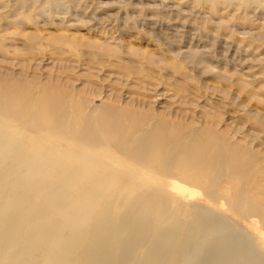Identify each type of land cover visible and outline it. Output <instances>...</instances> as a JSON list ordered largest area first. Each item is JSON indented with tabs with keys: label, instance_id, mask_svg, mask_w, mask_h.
<instances>
[{
	"label": "rangeland",
	"instance_id": "374dc122",
	"mask_svg": "<svg viewBox=\"0 0 264 264\" xmlns=\"http://www.w3.org/2000/svg\"><path fill=\"white\" fill-rule=\"evenodd\" d=\"M0 84L66 89L83 97L89 110L100 105L92 96L98 93L155 105L170 122L235 136L264 154V0H0ZM38 137L24 136L30 145ZM38 143L52 145L58 156L65 149L83 151L45 138ZM91 153L114 157L117 163H106L121 171L130 165L133 178L92 199L90 210L74 220L81 240L64 263L81 264L100 228L111 264H139L147 248L122 259L126 231L119 229L131 200L149 187L138 188L144 181L137 166L118 154ZM17 157L0 155V264H40L76 193H52L50 177L16 180L10 191L14 172H24ZM164 182L172 203L164 206L165 196L156 197L151 230L177 229L178 237L161 244L169 256L192 222L209 213L232 219L224 207L203 204L200 193L180 191L173 178ZM257 185L264 194V179ZM191 208L202 211L191 215ZM238 230L264 256L258 222L239 224Z\"/></svg>",
	"mask_w": 264,
	"mask_h": 264
},
{
	"label": "bare ground",
	"instance_id": "6f19581e",
	"mask_svg": "<svg viewBox=\"0 0 264 264\" xmlns=\"http://www.w3.org/2000/svg\"><path fill=\"white\" fill-rule=\"evenodd\" d=\"M100 95H92L101 103L89 110L83 97L66 89L47 92L28 84H0V155L11 159L18 154L24 169L23 174L14 172L16 179L10 191L17 186L16 180L50 177L56 184L52 193H76L68 218L60 222L55 241L40 264H65L81 240L74 220L90 210L92 199L102 198L115 187L118 191L133 178L130 165L121 171L112 165L117 163L114 157L100 158L91 153L97 151L114 152L137 166L138 179L144 181L138 188L149 187L128 205V218L119 229L126 231L122 259L146 247L139 264H264L255 244L242 240L238 230L239 224L256 220L264 231V194L257 185L264 179V154L235 136L224 138L209 128L203 127L202 133L170 122L155 105H134L112 95ZM27 133L39 135L33 138V145L25 141ZM44 138L83 151L65 149V155L58 156L52 145L38 143ZM169 178L176 181L180 191L200 193L203 204L220 205L232 218L227 221L226 216L217 218L208 212L200 221L192 222L179 237L172 256L161 244L167 236L178 237L177 229L169 234L151 230L156 197L165 196L164 206L172 203L164 182ZM109 206L105 203L102 212ZM192 209L191 215L202 211ZM104 235L105 229L99 228L81 264H111Z\"/></svg>",
	"mask_w": 264,
	"mask_h": 264
}]
</instances>
